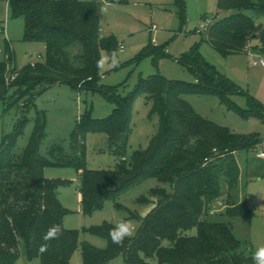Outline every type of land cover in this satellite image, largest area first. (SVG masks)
Returning a JSON list of instances; mask_svg holds the SVG:
<instances>
[{
    "label": "trees",
    "instance_id": "trees-1",
    "mask_svg": "<svg viewBox=\"0 0 264 264\" xmlns=\"http://www.w3.org/2000/svg\"><path fill=\"white\" fill-rule=\"evenodd\" d=\"M173 4L184 24V0H173ZM215 7L217 19L208 24L205 41L227 56L246 52L249 42L256 40L252 49L264 57V26L247 14L251 11L254 16L264 15V0H216ZM8 8L12 17L23 19L22 40L43 43L45 56L19 68L13 65L9 73L13 53L5 42L7 58L0 60V101L7 106L18 104L23 114L14 132L0 143V264H15L20 243L28 261L70 264L79 244V231L63 226V216L69 211L57 197V188L70 180L45 177L43 170L48 165H69L77 170L81 211L87 215L101 209L106 200L122 208L117 202L121 194L147 178L167 185L150 188L136 199L149 210L144 215L129 211L127 218L136 219L139 225L135 236L126 239L123 246L113 244L109 237L115 226L112 223L84 228L103 237L106 246L80 242L81 264H106L118 256L122 264H147L145 259L153 256L157 264H254L253 254L241 250L232 225L211 219V204L221 198L222 215L251 220L252 211L236 198L239 166L234 153L256 148L261 140L202 117L183 96L215 95L239 116L262 121L264 105L245 93L247 107H238L231 96L244 92L203 59L198 44L180 59L193 75L191 82L154 74L141 78L129 95L119 96L115 86L100 84L101 50L112 56L117 42L112 35L101 36L97 2L9 0ZM221 13L226 14L218 18ZM146 55L153 59L165 55L164 47L146 46L135 60ZM57 83L100 91L116 106L99 119L85 110L70 134L71 153H64L56 145L50 147L48 156L39 152L45 135L44 113L35 109L27 144L18 150L16 139L33 99ZM137 94L151 102L149 114L158 117L157 130L147 147L134 150L129 161L123 156L118 158L112 169H89L84 156L86 134L105 133L110 152L121 156L131 132L132 104ZM55 224L62 227V235L40 253L43 233ZM193 228L194 234L185 233Z\"/></svg>",
    "mask_w": 264,
    "mask_h": 264
},
{
    "label": "rangeland",
    "instance_id": "rangeland-1",
    "mask_svg": "<svg viewBox=\"0 0 264 264\" xmlns=\"http://www.w3.org/2000/svg\"><path fill=\"white\" fill-rule=\"evenodd\" d=\"M9 0H0V60L5 58V40L12 45L13 61L16 68L30 62L41 61L45 56L43 43L22 40L23 19L12 17L8 8ZM98 3L101 36L112 35L117 42V49L108 55L101 50L100 84L115 86L119 96L129 95L138 81L154 74L167 79L191 82L192 73L185 68L180 59L194 44L203 59L213 65L219 72L232 80L244 93L231 96L233 102L240 108L247 107L245 93L253 96L264 105V57L253 52L234 53L222 56L204 39L205 31H199L201 22L210 23L216 20V0H184L185 23L182 24L177 14L173 0H87ZM104 8L103 14L100 9ZM226 13H221V18ZM255 22L264 26V15L254 16L247 11ZM156 27L153 29L152 27ZM8 42V43H9ZM254 46L257 41H250ZM122 44L123 49L118 45ZM164 47L165 55H146L135 60L136 55L146 46ZM163 46V47H162ZM255 61V63H254ZM8 63V62H7ZM9 65L11 63H8ZM183 98L202 117L226 126L240 134H252L260 138L256 148L239 150L234 153L239 166V180L236 198L245 203L252 211L251 220L243 218H228L222 215L223 201L221 198L212 202L211 219L232 225L234 235L240 240L241 250L254 254L258 247L264 246V158L257 152L264 148V121L258 117L243 118L228 109L215 95L190 94ZM115 101L100 91L76 88L67 83H57L45 88L35 96L33 104L26 113L27 121L22 133L16 139V148L23 149L28 141L33 126L35 109L41 110L45 118V135L39 145V152L48 156L50 147L61 146L63 152L71 153L70 134L81 114L90 111L92 118H104L115 108ZM151 102L143 95L134 96L132 104L131 132L128 135L123 154L115 157L108 147L107 135L102 132H89L84 139L85 161L89 169H112L118 158L126 161L134 150L147 147L150 138L157 130L158 117L149 114ZM22 111L18 104L7 106L0 101V143L6 135L12 134L22 119ZM43 174L47 178H63L70 183L57 188V197L63 207L69 212L63 216L65 228L79 231V244L74 251L70 264H81L80 242L85 241L95 247L104 248L106 240L96 234L84 231V228L98 226L103 222L118 224L128 219L129 211L143 214L136 199L146 195L153 187H166L155 178H147L141 183L129 188L117 199L122 208H116L111 200H106L101 209L90 215L84 214L80 206L79 182L80 175L69 165H48ZM224 199V198H223ZM148 208V207H147ZM133 222L137 230L139 222ZM195 233V229L185 232ZM167 245V241L162 242ZM147 264H157L155 256L145 259ZM15 264H39L38 259L28 261L24 246L19 244V258ZM106 264H122L118 256Z\"/></svg>",
    "mask_w": 264,
    "mask_h": 264
},
{
    "label": "clouds",
    "instance_id": "clouds-1",
    "mask_svg": "<svg viewBox=\"0 0 264 264\" xmlns=\"http://www.w3.org/2000/svg\"><path fill=\"white\" fill-rule=\"evenodd\" d=\"M101 14L104 12V8L100 9ZM63 229L60 225L55 224L50 226L42 235V243L39 247V252L44 253L50 247V242L58 240L62 235ZM136 230L133 222L128 219L121 220L110 231L109 237L113 244L123 246L126 239H131L135 236ZM254 264H264V246L258 247L253 254Z\"/></svg>",
    "mask_w": 264,
    "mask_h": 264
},
{
    "label": "built area",
    "instance_id": "built-area-1",
    "mask_svg": "<svg viewBox=\"0 0 264 264\" xmlns=\"http://www.w3.org/2000/svg\"><path fill=\"white\" fill-rule=\"evenodd\" d=\"M207 26H208V23H205V22H201L200 23V25H199V31H201V30H206V28H207ZM153 29H156V27H152ZM118 48L119 49H123V46H122V44H119L118 45ZM0 52H2L1 50H0ZM254 55H258V54H254ZM259 56H260V54H259ZM5 58H7V55L5 54ZM254 63H255V61H254ZM12 67H13V65H12V63L10 64V65H8V69H9V73H10V70L12 69ZM8 73V74H9ZM257 156L258 157H260V158H264V148H262V149H260L258 152H257Z\"/></svg>",
    "mask_w": 264,
    "mask_h": 264
},
{
    "label": "crops",
    "instance_id": "crops-1",
    "mask_svg": "<svg viewBox=\"0 0 264 264\" xmlns=\"http://www.w3.org/2000/svg\"><path fill=\"white\" fill-rule=\"evenodd\" d=\"M100 1L104 2V0H100ZM105 2H108V0H105ZM214 16H215V15H214ZM5 41L9 42V40H5ZM250 44H251V43L249 42V44H248V46H247V49H246V52L250 51V52H253V53L257 54L256 51H254V50L252 49V47L250 46ZM9 47H10V49H11V51H12V45H11L10 42H9ZM258 55H259V54H258ZM260 56H261V55H260ZM148 210H149V207H148V208L146 207V209L144 210V213H143L142 215H144Z\"/></svg>",
    "mask_w": 264,
    "mask_h": 264
}]
</instances>
